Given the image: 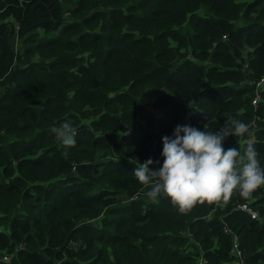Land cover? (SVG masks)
I'll use <instances>...</instances> for the list:
<instances>
[{
	"label": "trees",
	"instance_id": "trees-1",
	"mask_svg": "<svg viewBox=\"0 0 264 264\" xmlns=\"http://www.w3.org/2000/svg\"><path fill=\"white\" fill-rule=\"evenodd\" d=\"M263 76L264 0H0V264H232L224 224L264 264V185L180 213L133 174L177 125L228 118L249 132L223 148L252 142L264 168Z\"/></svg>",
	"mask_w": 264,
	"mask_h": 264
},
{
	"label": "clouds",
	"instance_id": "clouds-1",
	"mask_svg": "<svg viewBox=\"0 0 264 264\" xmlns=\"http://www.w3.org/2000/svg\"><path fill=\"white\" fill-rule=\"evenodd\" d=\"M50 131L64 146L62 155L67 158V149L76 144L72 121L65 120ZM248 132V125L234 118H228L218 132L210 130L208 124L204 131L177 125L171 137L162 138V166L153 170L149 166L154 162L149 159L139 162L133 174L142 185L151 186L148 198L156 202L163 194L180 213L190 212L197 203L227 202L237 190L241 197L248 198L264 185V168L254 143L249 142L243 154L222 146L227 136Z\"/></svg>",
	"mask_w": 264,
	"mask_h": 264
},
{
	"label": "built area",
	"instance_id": "built-area-1",
	"mask_svg": "<svg viewBox=\"0 0 264 264\" xmlns=\"http://www.w3.org/2000/svg\"><path fill=\"white\" fill-rule=\"evenodd\" d=\"M223 38H225V37H223ZM247 84L253 86V88H254L253 98L251 100V105L253 107H256L258 102L261 99L260 94L264 89V76L257 81L252 80L250 82H247ZM251 126L254 127V124H252ZM218 131H215V132H218ZM230 136L231 135L227 136L223 142H225ZM239 137H241V136H239ZM220 203L221 202L215 203V205L220 206L221 205ZM236 208H237V210L246 213L252 220H259L260 219L258 210L252 206L251 202H246L244 204L238 205ZM223 232L231 237L232 245H231V249L229 251V254L232 258L231 263L232 264H245L243 254H242V251L239 247V243H238V240H237V237L235 236V234L225 224L223 225ZM8 260H9L8 256H5L2 258L3 262H8ZM199 264H206V261H204L203 259H200Z\"/></svg>",
	"mask_w": 264,
	"mask_h": 264
},
{
	"label": "rangeland",
	"instance_id": "rangeland-1",
	"mask_svg": "<svg viewBox=\"0 0 264 264\" xmlns=\"http://www.w3.org/2000/svg\"><path fill=\"white\" fill-rule=\"evenodd\" d=\"M241 23V22H240ZM182 29V27L180 28ZM11 45L12 47L14 48V50L16 52H22L25 50V48L27 46L24 45V42H23V39H20V38H14L12 41H11ZM221 202V201H220ZM261 220V218H260ZM262 220L264 221V219L262 218ZM96 223V222H95Z\"/></svg>",
	"mask_w": 264,
	"mask_h": 264
}]
</instances>
